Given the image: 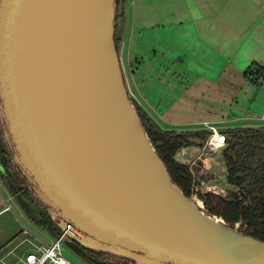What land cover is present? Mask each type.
<instances>
[{"label":"water","instance_id":"95a60500","mask_svg":"<svg viewBox=\"0 0 264 264\" xmlns=\"http://www.w3.org/2000/svg\"><path fill=\"white\" fill-rule=\"evenodd\" d=\"M117 12L115 0H0V127L13 164L53 224L85 249L134 264H264L263 240L173 182L128 98L114 43L121 3ZM203 142L190 139L173 160L188 166ZM228 146L205 153L203 187L235 190Z\"/></svg>","mask_w":264,"mask_h":264},{"label":"crops","instance_id":"0c3cea01","mask_svg":"<svg viewBox=\"0 0 264 264\" xmlns=\"http://www.w3.org/2000/svg\"><path fill=\"white\" fill-rule=\"evenodd\" d=\"M222 2L227 7L218 10H180L178 13L176 10H170L169 0H163V10H151L152 6L156 8L159 2L146 0L151 19L147 25L142 23L134 26L132 34H135L134 38L139 41L141 35L157 28L159 34H162L164 46L162 48L161 39L157 37L159 34H154L151 38L154 43V56L156 51H159L166 57L172 45V32L179 31L180 45L188 46V48L184 46L183 54L177 58L179 68L186 69L187 73H183L185 77L188 75V69L194 70L191 72L193 76L189 75L186 78L192 83L188 81V85L192 86L197 95L202 96L201 109L208 113L202 123L207 130L212 126L222 133V129L219 128L223 127L217 128L215 125L230 122L235 124L229 128L263 127L264 83L261 82L260 77L250 80L252 83L246 82L245 72L252 67H260L264 70V0H222ZM128 3L129 0H126L125 6L128 7ZM143 3L145 4V0L143 2L140 0L138 5L142 6ZM127 21L126 18L125 27L122 22V45L125 47V38L130 33ZM156 47L165 51L162 52L163 50H158ZM189 59L194 60L193 67L188 65ZM204 95L211 97L207 99ZM215 96L216 100L213 98ZM135 97L138 104L143 107L138 95ZM143 109L151 116L150 110L146 107ZM151 118L157 123L152 116ZM205 142L201 145V152L197 158L203 155ZM3 186L0 180V253H3L0 259L9 255L14 257L13 253L20 255L17 253L19 248H16L19 242L9 248L15 236L8 239L10 233H1L5 224L1 217L11 211L9 201L13 199ZM6 206L10 210H5Z\"/></svg>","mask_w":264,"mask_h":264},{"label":"rangeland","instance_id":"374dc122","mask_svg":"<svg viewBox=\"0 0 264 264\" xmlns=\"http://www.w3.org/2000/svg\"><path fill=\"white\" fill-rule=\"evenodd\" d=\"M130 1H132V3H130ZM143 1L144 0H142V2ZM154 1L159 2V4L156 5V8L155 6H152L151 10H163V0ZM139 2L140 0H129L128 7L125 6L126 8H124L125 14L123 17V23L124 27L125 25L127 26V18L130 33L125 38L126 47L121 43L118 53L129 100L136 101L137 99L135 96L138 95L139 100L143 103V107H146V109L151 111V116L163 129L207 130L205 124L202 123L203 119L207 117L206 114H208L201 109L203 105V102L201 100L202 96L197 95V92L192 88V86L188 85V81H190V84L192 83L191 80L186 78L189 75L193 76V73L191 72H193L194 70L188 69V75L185 77L183 73L186 72V69L179 68V61L177 60V58L180 57L181 54H183L185 46L183 44L180 45V38L178 36L180 34L179 31L175 30L172 32L173 38L170 53L166 55V57H164L163 54L161 55L159 51H156V54L154 56V43L151 38L154 34H159L157 28H153L146 34L141 35L139 41L138 39L134 38L135 34H132L134 26L142 25V23L147 25L151 19L150 15L148 14L149 9L146 6V0L145 4L143 3L142 6L138 5ZM168 7L170 8V10H176L179 13L180 10L189 9L218 10L220 8L222 9L224 7H227V5H223L222 0H169ZM157 37L161 39V45L163 48L164 41L162 38V34H159ZM156 48L158 50H163L160 47ZM185 48H188V46H185ZM164 51L165 50H163L162 52ZM188 61V65L190 67H193L195 65L194 60L189 59ZM184 66L187 68V64H185ZM132 80L135 82V84L132 82ZM245 80L246 82L252 83L246 77ZM262 88L264 89V86ZM207 97L211 96L204 95V98ZM213 98L216 100V96ZM188 121H194V123H188ZM234 124L235 122H230L221 125L216 124L215 126H217V128H219V126L223 127L219 129L227 131L229 126H232ZM208 137L205 141L208 140ZM210 151L212 150L206 149L200 158H196L189 164V166H191L190 170H192L191 174L193 178L189 187V194L191 198L200 200V193L199 190L196 191V188H199L201 181H205L206 176L204 173V168L207 165L205 153ZM21 185L24 186V184ZM6 190L9 193L8 189ZM215 192L218 191L215 190ZM208 195L212 194L208 193ZM213 196L214 198L211 200L210 207L215 208L218 211L220 209V206L217 205V200L219 198H230L232 196V193L220 190V193H218L217 195L213 194ZM201 201L203 208L206 209L204 199H202ZM9 206L11 208V211L6 213L4 217H1L2 219H4L5 223L2 226L1 233H10L11 236L8 239H11L15 236L12 243L9 244V248H12L22 240V227L29 229L38 237L47 242L52 239V235L49 234L46 229L37 226L28 218L26 213L21 209L14 198L9 201ZM217 217L223 219L221 216ZM234 224L237 225V227L242 232H245L247 230V225L241 220L237 221ZM26 248V245L20 246L17 250V253H24L26 251ZM2 254L0 253V257L2 256ZM65 254L73 264H89L71 249L66 250ZM14 259L15 258L13 256L9 255L8 257L0 259V264H13Z\"/></svg>","mask_w":264,"mask_h":264},{"label":"trees","instance_id":"16d2710c","mask_svg":"<svg viewBox=\"0 0 264 264\" xmlns=\"http://www.w3.org/2000/svg\"><path fill=\"white\" fill-rule=\"evenodd\" d=\"M120 3L122 4L121 26L118 28L117 24L115 25L114 35L118 53L122 43V22L126 0H115L116 19L119 16L117 8ZM248 72L254 73L255 79L264 78V70L260 67L248 68L245 75ZM132 103L147 136L167 167L173 182L189 197V187L193 180L190 167L179 164L172 157L177 149L187 146L190 139L198 138L205 141L211 132L209 130L163 129L137 101L133 100ZM222 134L225 137V143L229 145L223 153L228 170L227 182L237 187L238 191H233L230 199L219 198L216 202L220 206L218 211L210 207L214 196L207 194L204 198L205 208L209 213L221 216L229 224H234L239 220L243 221L247 225L245 234L264 241V126L228 128L227 131L222 130ZM6 177L11 179L32 206L38 208L41 220L35 224L46 229L53 237L58 236L60 229L53 224L44 207L27 188L25 179L13 164L0 127V180L11 194ZM68 246L89 264H117L114 260L134 264L110 254L85 249L74 242Z\"/></svg>","mask_w":264,"mask_h":264},{"label":"built area","instance_id":"2783aa9c","mask_svg":"<svg viewBox=\"0 0 264 264\" xmlns=\"http://www.w3.org/2000/svg\"><path fill=\"white\" fill-rule=\"evenodd\" d=\"M247 78L249 80L255 79V75L252 72H248ZM261 82L264 83V78H260ZM212 130L208 140L203 145V153L206 149L214 150L219 145L224 144V135L217 131L214 127L210 126ZM216 133H219L221 136V141L217 144H214L212 138ZM191 169V166H189ZM192 171V170H191ZM199 190L200 193V202L208 193L218 194L220 193V188L217 186L207 184L203 187L201 184L199 188H196V191ZM218 191V192H215ZM5 210H10L8 206L5 207ZM21 234L23 235L22 240L18 243L16 248H19L22 245H26V251L20 255L14 254L13 264H73L72 261L66 256L65 251L70 249L68 246L72 244V241L68 236L60 231L58 236L53 237L47 242L40 237H38L34 232L29 229L22 227Z\"/></svg>","mask_w":264,"mask_h":264},{"label":"bare ground","instance_id":"6f19581e","mask_svg":"<svg viewBox=\"0 0 264 264\" xmlns=\"http://www.w3.org/2000/svg\"><path fill=\"white\" fill-rule=\"evenodd\" d=\"M216 134H218V136L220 137V141H221V136H220V134L219 133H216ZM214 135V137L212 138V141L214 142V144H217L218 142H220V141H218L216 138H217V135ZM192 200L195 202V204H197V205H201L202 203L198 200V199H195V198H192Z\"/></svg>","mask_w":264,"mask_h":264},{"label":"flooded vegetation","instance_id":"af4514ba","mask_svg":"<svg viewBox=\"0 0 264 264\" xmlns=\"http://www.w3.org/2000/svg\"><path fill=\"white\" fill-rule=\"evenodd\" d=\"M217 135V140L218 141H220V137L218 136V134H216ZM224 144H225V137H224ZM206 176V175H205ZM232 186V185H231ZM235 188V190L234 191H238V189H237V187H234ZM228 192H233V191H228ZM212 195H213V193H211ZM215 195H217V194H215ZM231 198V197H230ZM230 198H227V199H230ZM114 263H117V264H126L125 262H123V260H114Z\"/></svg>","mask_w":264,"mask_h":264}]
</instances>
